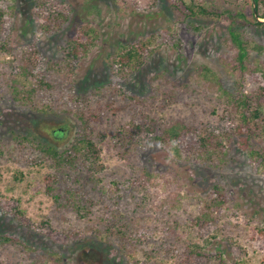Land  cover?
Listing matches in <instances>:
<instances>
[{"label": "rangeland", "instance_id": "rangeland-1", "mask_svg": "<svg viewBox=\"0 0 264 264\" xmlns=\"http://www.w3.org/2000/svg\"><path fill=\"white\" fill-rule=\"evenodd\" d=\"M59 1L71 13L58 32L48 34L31 15L33 0H0L12 26V46L35 43L46 57L57 58L58 47L79 26L91 25L99 40L81 59L63 99L87 96L91 103L110 101L112 109L123 110H104L93 126L102 151L92 174L82 166L61 171L56 202L44 188L45 176L55 170L47 163L17 162L12 134H29L62 149L72 142L77 122L53 107L24 106L12 89L10 58L0 53V264H218L192 256L197 249L221 250L228 264H264V163L234 136L222 154L194 160L173 144L131 140L126 130L131 101L122 92L111 96L106 66L122 45L147 42L149 60L125 76L120 87L135 99L155 96L158 105L168 98L165 111L157 112L178 124H217L232 113L229 102L248 76L264 72V25L251 22L253 1ZM164 31L179 41V50L165 42ZM235 39L244 48L242 63ZM200 67L207 68L208 77L199 74ZM245 86L250 97L257 95L254 86ZM62 127L66 134L57 138L53 130ZM249 143L264 149V134L254 130ZM215 188L226 202L213 213L211 226L200 229L193 216ZM11 199L19 200L35 226L49 220L57 230H82L85 239L55 244L20 226L3 211ZM76 207L86 208V214L77 215ZM4 236L16 240L4 243ZM236 244L238 259L230 248Z\"/></svg>", "mask_w": 264, "mask_h": 264}, {"label": "trees", "instance_id": "trees-1", "mask_svg": "<svg viewBox=\"0 0 264 264\" xmlns=\"http://www.w3.org/2000/svg\"><path fill=\"white\" fill-rule=\"evenodd\" d=\"M253 7L250 13L251 22L256 26H263L264 0H252ZM203 12V11H201ZM71 13L70 6L59 0H33L31 15L39 23L43 33L58 32L66 23ZM247 18V15L241 13ZM12 31L7 12L0 8V53L6 54L10 60V77L15 97L29 109L44 110L45 108H56L72 116L77 122V130L72 142L65 148L59 149L51 143L42 141L34 136L24 133H13L11 143L15 160L25 164L47 163L55 170L44 178V188L47 196L53 197L56 202L59 197L56 194L58 174L63 170L76 169L82 166L87 168L91 175L93 167L98 162L102 148L99 142L93 139V126L102 121L105 109L123 110L119 106L112 109V103H103L97 100L91 103L89 97L69 98L64 101V90L73 82V76L79 68L83 56L89 54L95 48L98 40V31L89 24L79 26L73 37L58 47L57 58L46 57L35 43L25 47H13L10 39ZM165 42L179 50L180 44L173 37H167ZM235 37V36H234ZM240 49L239 61L243 62L245 56L244 48L236 40ZM152 50L147 42L137 40L122 45L116 53L110 56L106 66L110 72V83L112 87L111 96L122 92L129 98L131 121L126 130L131 140L140 144H150L153 141L162 145L173 144L176 148L185 152L186 158L190 160L197 157L208 159L213 154H222L231 143L233 136L237 137L243 149L248 150L250 156L256 162L264 163V149L255 148L249 143L254 130L264 134V72H252L245 83H242L240 92L230 104L229 115H223L217 124H200V126L189 125L183 122L168 120L160 115L158 111L164 112L169 99L164 98L161 104H157V98L150 96L148 99H135L131 94L120 87V83L130 72L138 71L149 60ZM206 67H200L198 72L201 76L208 77ZM249 83L255 87L257 95L250 97L245 93V84ZM74 99L76 101L74 102ZM252 103L255 108H252ZM66 127L53 130L57 138L66 134ZM208 200V201H207ZM204 208L200 207L193 216L194 223L200 229L209 228L214 220L213 213L220 211L226 199L219 188L210 194L204 201ZM77 215L84 216L85 209L76 207ZM3 211L11 216L17 224L27 229H34L37 233L49 238L55 244L78 243L85 239L82 230L71 228L57 230L49 220L42 221L35 226L19 206L18 199H11L3 205ZM16 239L8 236L3 237L7 243ZM231 255L238 259L241 248L239 245H230ZM192 256L206 261H215L218 264H228L221 250L203 251L197 249L191 252Z\"/></svg>", "mask_w": 264, "mask_h": 264}]
</instances>
